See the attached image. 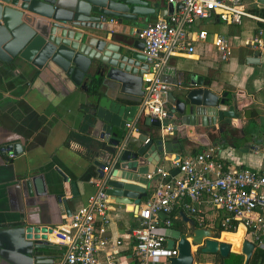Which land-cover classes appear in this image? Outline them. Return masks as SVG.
Listing matches in <instances>:
<instances>
[{
	"label": "crops",
	"instance_id": "crops-1",
	"mask_svg": "<svg viewBox=\"0 0 264 264\" xmlns=\"http://www.w3.org/2000/svg\"><path fill=\"white\" fill-rule=\"evenodd\" d=\"M243 1L253 17H243L238 24L223 23L215 15L196 20L188 27L189 31L202 29L207 32V39L193 42L191 53L179 52L169 56L167 65L178 76L194 74L202 77L208 82L206 87L209 90L219 95L228 92L242 106L233 118H223L211 126L198 128L195 138L187 134L184 154L200 143H204V147L215 144L226 165L264 173V50L256 44L264 43V5L255 0ZM150 7L153 13L145 16L143 25L157 16L171 13L177 5L166 0H154ZM216 33L223 34L230 46V55L224 61L219 60L210 42L211 35ZM108 37L109 33L104 39L108 40ZM252 53L258 63L245 62ZM104 93L105 88H102L99 96H104ZM86 103L84 89L71 83L53 65L36 68L19 59L10 63L0 62V228L24 223L61 229L70 214L94 192L93 183L98 179L99 168L89 155L87 141L88 136L96 132L89 127ZM124 105L132 106L136 102H125ZM136 112L137 109L134 116ZM130 120L135 119L127 118L126 122ZM140 120L143 118L134 121L136 129L140 127ZM161 141L165 142L164 139ZM9 153L13 156L9 157ZM172 153H175L173 149L165 154ZM164 161L162 164L165 166L167 162ZM147 164L141 159L140 165ZM139 179L145 180L143 174ZM145 183L144 191L149 194L153 182ZM108 198L106 221H97V226L109 239V246L100 249L99 257L103 259L105 253L115 251L118 264H133L130 231L137 225L133 213L136 206L133 203H116L110 195ZM178 211L180 217L172 220V229L179 233L190 229L188 221H183L180 213L197 226L195 216ZM203 215L206 216L204 228L213 229L215 239L219 240L224 230L217 232L220 227L212 220L213 212L208 210ZM233 235L249 239L243 229ZM53 238V234H46L50 245L44 250L43 259L31 264H61L64 248ZM257 247L263 251V256L256 263L264 264V237ZM195 249L192 252L193 264H218L219 254L204 253L205 260H199ZM256 263L252 252L248 264ZM0 264L11 263L0 255Z\"/></svg>",
	"mask_w": 264,
	"mask_h": 264
},
{
	"label": "water",
	"instance_id": "water-1",
	"mask_svg": "<svg viewBox=\"0 0 264 264\" xmlns=\"http://www.w3.org/2000/svg\"><path fill=\"white\" fill-rule=\"evenodd\" d=\"M255 1L264 5V0ZM153 2L0 0V62L19 59L36 68L53 65L71 83L84 89L89 127L96 132L88 136L87 147L94 165L99 168L97 178L104 180L105 192L116 203L135 206L146 195L145 181L139 175L163 166V154L172 149L170 141L162 142L158 138L160 125L156 119L140 117L143 120L139 121L135 135H130L124 126L127 118L134 117L144 92L142 73L147 62L141 53L143 43L137 35L145 26V16L153 13L150 7ZM107 33L109 37L105 40ZM254 56L252 53L245 62L258 63ZM160 78L172 85L166 94L170 106L167 121L173 130H187L193 138L198 136V128L233 118L242 108L230 93L215 94L206 87L208 82L202 77L178 76L167 63L161 69ZM102 88L105 95L99 96ZM125 102H136V105L127 106ZM106 159L111 164L105 173L102 168ZM141 159L148 164L140 165ZM176 172V169L170 170V174ZM180 215L183 221H188L190 229L179 234L177 255L169 259L170 264H193L187 236L196 245L195 251L217 253L221 257L238 252L243 255L242 264H248L254 249L251 241L243 238L239 251L230 250L228 242L215 239L213 229L195 227L192 220ZM51 230V227L24 223L2 227L0 255L11 264L38 262L50 245L46 234ZM173 243V239H167L166 246L170 248Z\"/></svg>",
	"mask_w": 264,
	"mask_h": 264
},
{
	"label": "built area",
	"instance_id": "built-area-1",
	"mask_svg": "<svg viewBox=\"0 0 264 264\" xmlns=\"http://www.w3.org/2000/svg\"><path fill=\"white\" fill-rule=\"evenodd\" d=\"M177 5L176 10L157 16L138 32L143 43L141 50L147 67L142 73L144 92L137 103L134 119L147 116L159 122L160 138L163 140L173 131L167 121L166 94L170 85L160 78L162 67L169 56L179 52L191 53L192 43L205 41L207 32L202 29L189 31L188 27L198 19L215 15L226 24H238L243 17H253L245 8L243 0H166ZM211 45L220 61L230 55V46L223 34H212ZM264 50V43H256ZM134 120V121H135ZM134 121L125 123L130 135L136 134ZM147 138L144 140V142ZM9 157L13 154L9 153ZM164 159H167V161ZM166 167L143 174L144 181L153 182L152 191L143 198L133 213L137 225L131 231L130 255L133 264H170L177 255L176 241L179 232L172 229V220L179 218V211L195 216V227L204 228L206 211H212L213 222L222 229H236L241 225L244 234L254 245L262 244L264 237V173L242 166H228L219 157V147L205 146L193 154L164 153ZM110 159H106L102 171L106 172ZM176 169L175 174L170 170ZM94 192L86 202L75 209L61 229H52L53 241L63 246L61 264H118L115 251L99 252L109 246V239L102 235L97 221H106L108 197L104 180L97 179ZM146 183L144 184V188ZM176 206L178 208H176ZM203 208V209H202ZM132 211V207L130 208ZM164 213V217L159 214ZM187 229L183 233H188ZM173 239L172 247L166 246ZM190 251L196 245L191 243ZM192 246H194L193 249Z\"/></svg>",
	"mask_w": 264,
	"mask_h": 264
},
{
	"label": "trees",
	"instance_id": "trees-1",
	"mask_svg": "<svg viewBox=\"0 0 264 264\" xmlns=\"http://www.w3.org/2000/svg\"><path fill=\"white\" fill-rule=\"evenodd\" d=\"M187 134H191V136H193V134L188 133L187 130H183V131L173 130L172 133L164 139V141L171 142L173 152L177 154H184V150H183L184 144H186V142L188 141V138L186 137ZM203 148H204V145H201V144L196 145L190 148V151L187 152V154H193V153L199 152ZM216 230L217 232L220 230L231 231V232L236 231V229L234 230V229H222V228H217ZM262 256H263V251L256 246L253 251V258L255 260V263L257 260L262 258ZM218 257H219L218 264H241L242 263V254L238 252H230L226 257H220L219 255Z\"/></svg>",
	"mask_w": 264,
	"mask_h": 264
},
{
	"label": "bare ground",
	"instance_id": "bare-ground-1",
	"mask_svg": "<svg viewBox=\"0 0 264 264\" xmlns=\"http://www.w3.org/2000/svg\"><path fill=\"white\" fill-rule=\"evenodd\" d=\"M241 229H243V227L241 225H238L235 232L223 231L220 234L219 240L228 242L230 244V250L234 251L235 250L234 248L236 246H238V247L240 246V243L243 239V236L241 237V236H237V235H233V234L239 232ZM193 248H194V246H192L191 249H193Z\"/></svg>",
	"mask_w": 264,
	"mask_h": 264
},
{
	"label": "rangeland",
	"instance_id": "rangeland-1",
	"mask_svg": "<svg viewBox=\"0 0 264 264\" xmlns=\"http://www.w3.org/2000/svg\"><path fill=\"white\" fill-rule=\"evenodd\" d=\"M176 222L175 221H173V224H175ZM177 224V223H176ZM214 235H215V233H214ZM217 236H219V235H217ZM216 238V237H215ZM218 238V237H217ZM243 238H244V236H243ZM246 239V238H245ZM239 248H240V246L238 247V246H236L234 249V251H239ZM205 254L204 253H201V252H199V251H196V253H195V256H196V258H199V260H205L204 259V256ZM203 257V258H202ZM211 260L212 261H214V257L212 256V258H211Z\"/></svg>",
	"mask_w": 264,
	"mask_h": 264
}]
</instances>
